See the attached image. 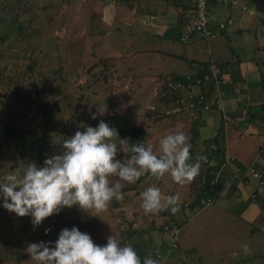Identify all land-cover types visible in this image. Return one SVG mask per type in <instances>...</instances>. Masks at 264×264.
I'll use <instances>...</instances> for the list:
<instances>
[{
	"label": "rangeland",
	"instance_id": "1",
	"mask_svg": "<svg viewBox=\"0 0 264 264\" xmlns=\"http://www.w3.org/2000/svg\"><path fill=\"white\" fill-rule=\"evenodd\" d=\"M99 1L26 0L24 7L28 6L29 15L24 14V17H21L19 22L12 15V8L16 9V7L11 3L1 6L5 2L4 0H0V35L2 36L4 31L10 29L12 31L10 36H14L10 39L11 42L5 44L7 49L3 46L2 50L0 48V51H3L5 56L7 54L11 56L9 59L6 57L2 61L0 60V73H3L4 76V78L0 79V84L2 81H6L5 79H8L5 75H8L10 78L12 77V79L17 78L27 83L26 90L29 92V97L33 98L31 81L34 78L43 83V88L39 83L37 84L38 90L47 93L58 82L59 77H64L67 80L66 84L58 87L56 93H48L46 99H55L56 101L63 102L69 94L74 93L76 95L75 88L84 90L82 92L87 95L88 99L85 107L87 111L95 113L97 119H99L97 116L107 115L119 118L125 117V119L134 118V124L139 129H143V132L146 134L144 144H152L154 151L157 153L159 152V141L169 134V132L184 131L190 140L193 135L189 131L192 132L193 128L190 122H186L188 121L187 116H165L166 106L170 102L168 101V104L164 102L163 104V101L160 100L162 94L157 91L165 84L163 82L158 83L157 81V77H165L164 75L160 76L162 73L173 72L174 69H177L176 71L183 69L186 72L189 71L185 60L178 61L170 59L169 57L166 58L158 53L141 52L142 49H146L147 51L164 50L163 45L157 39H152L154 40L152 41L150 38H145L142 35H139V37L133 36V41L126 35L108 38L100 46L96 43L95 37H87L79 34L75 27L71 26V24L79 25L82 22L81 19L76 20L72 16L75 13V9L80 8L82 13H84L87 4H96ZM6 5L7 7H5ZM84 22L85 20H83ZM181 33L182 29L180 31ZM23 34L26 36H23ZM212 40H217L220 44H226L222 36L211 39L210 41ZM110 41L111 44H108L107 42ZM205 41L198 40L197 44H194V47L198 48L196 54L200 55L197 58L200 62L208 60V57L205 56L207 42ZM258 42L261 43L255 44L256 46L261 47L264 45V40H258ZM162 43L167 49L174 46L186 47L179 45L180 42H178L179 44L173 41L170 42L167 38ZM130 44L133 45L130 46ZM104 49L106 50L105 54L102 51ZM134 50H138V54L134 58L124 57L125 55L128 56ZM257 52V57L259 58V54H261L260 50ZM224 55L226 58H230L228 52L224 51ZM31 56L35 59L36 65L33 67V72L28 75L32 77L29 78L26 76L25 78L22 76V73L26 71L24 69L25 65L29 64L32 60ZM99 60H102L103 64L99 63L94 70L98 75L97 80L100 81L103 79L100 75L108 76L112 74V67L110 66L114 67L116 74H113L110 79L106 77L107 80H110L106 84L100 82L95 84L89 83V87H84L87 84L84 83L85 77L80 74L79 69L84 67L86 69L92 66V64L98 63ZM217 61L219 63L227 62L222 60ZM227 63L230 64L231 62ZM4 66L6 69L5 72L2 69ZM58 68L61 69L59 71L60 74L56 72ZM131 74L135 75V77L126 78V75ZM165 80L162 79V81ZM6 88L7 83L0 89V97H2L0 100H5L4 91ZM191 91L196 94L198 89L192 87ZM244 110L247 113L250 112L247 108ZM252 110L253 114L256 116L259 115V112L255 109ZM31 113L33 114V110ZM200 116L201 119L199 121H203L205 117H203V114H200ZM64 118L57 122L68 128L66 117ZM114 122H116L115 119ZM110 125L117 126L115 123ZM30 128L34 132L39 130L38 125ZM126 129H128V125L123 126V130H117L118 134L121 135L120 137L126 135L124 132ZM137 130H135V133H137ZM21 132L18 131V133ZM250 133L252 137L246 134L244 135L249 143L247 147L252 148L248 156L244 158L246 159L248 157L247 163L252 159L259 147L264 149V132H260L253 125ZM36 136L31 137L27 134L28 140L35 139ZM23 137L25 136L15 137L12 142H8V146L20 149L23 145ZM38 141H41V139H38ZM194 141L196 143L197 138ZM48 142L49 145L53 141L48 139ZM195 143L194 147H192L193 153H195ZM233 144L234 142L229 143L230 146ZM11 154L18 165L21 161L25 162V164L35 162L32 159L33 157H30L31 152L28 149L23 152V157H21L16 152H6V149L3 147L0 150V176L6 173L13 165ZM47 157H50V154ZM127 158H129V155L123 157L125 160ZM25 164H20L19 166L23 168ZM41 165L40 163L38 166ZM189 183L183 185L177 184L169 174H166L159 180L153 176L145 179L138 185L137 189H134L136 188L135 184H126L125 188L129 192L126 191L122 201L113 200L108 210L100 214L99 217L93 216L95 213L92 210L85 209L86 213H88L87 217L75 221L77 222V228L81 232L88 233L96 244L103 245L111 233L119 234V232H126L128 222L134 220L133 225L131 224V228L134 230L133 236L125 240V244L131 243L141 254L143 261V258L147 256L146 254H152V250L148 252V248L146 250L144 249L145 247L143 245L147 242L142 241L138 234L141 237L142 235H148L149 238L153 239V249L158 250L160 258H163L160 260V263H162L165 258V249L170 248L172 241L168 233L163 232L160 228L163 225H168L176 229L175 225L179 224L180 227L176 229L175 248L170 250L171 255L173 254L175 258H178L180 254L182 258H186V261L182 260L183 262L179 264H264L263 235L261 233H256L255 235L257 239L262 240V245H258L255 239V250L260 248L261 251L257 252V256H253V245L249 243L247 232H244L242 229L243 223L246 226L247 221H250L251 225L254 223V220H250L248 217L246 218V210L251 206L250 202L245 201L240 203L237 208L240 211L237 213L238 215L235 214V216L227 217L224 209L217 207L219 203L224 204L222 198L215 197L210 205L201 208L189 194ZM152 186L159 187L164 195H178L180 198L179 212L175 215L171 214V217L165 216L164 213L166 211L159 214H145L141 207L142 200L140 193ZM233 200H236L238 203L239 198H233ZM183 203H187V206ZM260 208L261 215L264 217V204ZM259 221H261L259 226H263V219L259 218ZM23 226L24 224L21 225V227ZM58 226L56 224L52 228H48L54 231L55 234H59L60 229H57ZM32 232H37V230L35 228L29 231L21 230L12 218L7 219V217L0 215V242H3L0 244V264H15V249L10 244L13 242L17 248L16 250L19 251L21 249L20 246H26L31 235H33ZM120 238L123 239L124 237ZM245 246H247V252L245 251ZM238 250L240 253H237ZM244 253H248V255ZM236 254L238 255L237 257ZM21 264L36 263L26 262Z\"/></svg>",
	"mask_w": 264,
	"mask_h": 264
},
{
	"label": "crops",
	"instance_id": "2",
	"mask_svg": "<svg viewBox=\"0 0 264 264\" xmlns=\"http://www.w3.org/2000/svg\"><path fill=\"white\" fill-rule=\"evenodd\" d=\"M86 1L87 0H85V2ZM237 3L235 7L215 2L209 4L207 8L208 28L214 32L209 38L214 39L222 36L226 44H220L217 40L210 41L211 39H206V41H208H205V56L208 57V60L202 61L216 62L218 64L231 62L224 66L223 69L221 68L220 71V77L222 79L221 90L223 92L221 102L223 115L226 120L223 121L220 119V114H217V116H214L212 119L204 118L203 121H199L200 118L198 121H192V123L187 117L188 121L186 122H190L193 128L192 147H194V140L197 138V142L195 143L196 147L194 149L195 153H193L195 156L194 161L200 156L205 157V159L206 157L208 158L214 147L217 148L220 154L219 157L223 159L222 165L216 170V172H219L221 183L220 189L215 194L214 198H222L224 204L219 203L217 207L224 209L227 217H230L240 212L237 210L240 203L245 201L248 203L250 202L251 206L246 210V218L248 217V219L254 220V223L251 225L250 221H247V226L243 223L242 229L244 232H247L249 243L253 245L254 249L252 255L257 256V252L261 250L260 248L255 250L254 246L256 245V240L258 245H262V240L257 239L255 235L256 233H261V230H264V217L261 215L259 203L251 201L250 197L252 194H256L255 191L258 190L260 193L258 195L260 198L264 199V190H259L260 188L257 189L256 183L253 180L245 179L244 174H241V168L247 165L258 164L257 168L260 170L261 166L264 164V159L260 157L261 152H257V150L248 163V157L244 159L250 153V149L252 150L251 147H247L249 143L244 135L246 134L252 137L250 131L253 125L256 126L260 132H264V117L261 118V115H259V120L255 117L254 122H249L247 121L248 113L244 110L246 108L255 109L260 114V106L262 104L264 105V48L255 45L257 43L260 44L261 42H258V40L262 41L264 37L254 39L250 34L252 32L264 34V0H237ZM241 6L246 9L245 13L240 12ZM192 8L193 0H100L96 4H87L84 13H82L80 8H76L72 16H74L76 20L81 19L82 22H80L81 24L79 25L71 24V26L75 27L82 36L95 37L96 43L100 46L103 44L102 42L108 38L126 35L132 40L133 36L139 37V35H142L151 40L157 39L160 44L163 45L164 50L147 51L146 49H142L141 52L158 53L166 58L169 57L170 59L178 61L200 62L197 59L200 55L196 54L198 48L194 47V44L198 42L197 39H192L188 44H179L177 40L181 31V26L186 21L184 15H190L192 11L190 9ZM150 16L153 17L154 26L152 29L144 27L141 23L143 19ZM83 20H85L84 23ZM226 22H230V24H227L222 32L216 34L215 32H217L218 25ZM165 38L170 42L173 41L174 43L186 47L181 48L179 46H174L167 49L162 43ZM111 41L107 43L111 44ZM132 45L133 44H130V46ZM256 50H260L262 54V56L259 54V58L257 57L258 52ZM102 51H104L103 54L106 53L105 49ZM224 51L230 54V58H226ZM136 54H138V50L131 51L128 56L125 55L124 57L134 58ZM217 60L227 62L219 63ZM110 67H112V75L116 74L114 67ZM176 70L177 69H174L173 72L169 71L167 73H162L160 76L164 75L165 77H157L158 83H165L173 76H184L185 78L190 76L191 73L190 69L188 72H186L185 69ZM155 74L158 75L157 72H155ZM133 77H135L133 74L126 75L128 79ZM162 79L166 80L162 81ZM157 91L161 93V89ZM178 94L180 96L184 95L181 91H178ZM179 116L184 117L188 115L182 114ZM214 138L215 145H211L213 147L210 149V144L208 142ZM230 142H234V144L230 146ZM258 149L264 150L261 147ZM225 157L234 159V162L236 161L239 172L238 169H236L237 171L234 169L233 163L232 165H226L224 163ZM202 162L204 161H201L199 175L195 178L198 182L204 179L202 177L204 173ZM214 163V160L209 161L210 165ZM233 173L235 175L237 173V175L233 177ZM199 176L201 177L199 178ZM233 198H239L238 203L236 200H233ZM226 202L227 204H225ZM166 213L167 211L164 214L166 215ZM259 218L263 219V226H259L261 224ZM252 230H254L253 233L251 232ZM138 235L142 241L147 242V246L150 244L154 246L153 239L149 238L148 235H142V237L140 234ZM259 238L262 239L261 237ZM149 250H152L151 247ZM149 250L147 251L149 252ZM167 250L168 248L165 249V258L160 264H179L180 262L186 261L185 257H181V254L178 258H175L174 255H171V252H167ZM237 253H240L239 250ZM244 254L248 255V253ZM237 256L236 254V257Z\"/></svg>",
	"mask_w": 264,
	"mask_h": 264
},
{
	"label": "clouds",
	"instance_id": "3",
	"mask_svg": "<svg viewBox=\"0 0 264 264\" xmlns=\"http://www.w3.org/2000/svg\"><path fill=\"white\" fill-rule=\"evenodd\" d=\"M91 119H96L95 113ZM83 129L64 139L62 151L46 157L41 166L31 162L8 173L0 182V206L18 217H31L34 228L73 206L92 210L99 217L113 200L124 199L126 184H135L146 173L157 180L169 174L183 185L199 175L205 160L200 156L192 161L191 143L184 131L164 136L157 153L152 144L119 139L117 129L104 120ZM122 151L129 158L118 159ZM140 196L145 214L167 211L175 215L180 210L179 196L164 195L159 187H148ZM25 251L36 264H160L151 255L141 261L133 245L122 244L118 234L111 233L105 244L98 245L75 226L63 228L54 243H29Z\"/></svg>",
	"mask_w": 264,
	"mask_h": 264
},
{
	"label": "trees",
	"instance_id": "4",
	"mask_svg": "<svg viewBox=\"0 0 264 264\" xmlns=\"http://www.w3.org/2000/svg\"><path fill=\"white\" fill-rule=\"evenodd\" d=\"M127 1V0H124ZM132 1V0H131ZM4 4L1 6H4L7 3H11L13 6L16 7V9L12 8V15L14 18L18 19L20 22V18L24 17V14L29 15V11L27 7H24V4L26 0H4ZM7 7V5L5 6ZM190 10H193L190 9ZM192 12V11H191ZM183 13V11H182ZM187 15V14H185ZM183 17V15H182ZM30 19H28L29 21ZM31 22V20L29 21ZM20 24V23H19ZM213 32V31H212ZM222 32V31H220ZM12 31L10 29L6 30L3 32V35H0V48L2 50V46L6 48L5 44L7 42H11V38L14 36H10ZM214 33V32H213ZM254 39H258L259 37H264L263 33H255L252 32L250 33ZM23 36H26L23 34ZM261 48H264V45L261 46ZM15 55V54H14ZM9 57L11 58L10 54H7L6 56L3 54V51H0V60H4L5 58ZM35 57V56H34ZM31 61L29 64L25 65L24 69L26 70L25 72L22 73V76L26 78L29 77L31 78L32 76L29 73L33 72V67L36 65L35 59H33V56H31ZM99 63H102V60H99L98 63L92 64V66H89L88 68L85 69L81 68L80 74L85 77L84 83L87 84V86L84 87H89V83H102L106 84L107 81L110 82V78L112 77V74H109L108 76H103L100 75L102 80H97L98 75L94 72L96 66H98ZM187 66L191 70L190 76H187L184 78V76H173L170 78L171 84H176L179 83L180 85H185L186 83H194L196 80H200L202 82V78L206 73V68L209 64H213L216 68L221 71V68L228 65L229 63H224V64H218L216 62H191V61H186ZM103 64V63H102ZM83 67V66H82ZM3 72H5V66L2 68ZM61 69L58 68L56 70L57 73H59ZM54 72V71H53ZM79 72V71H78ZM53 74V73H52ZM60 74V73H59ZM221 74V73H220ZM8 77V79H5L6 81H2L0 84V89L7 83V88L4 91L5 93V100H0V150L3 149V147L6 149V152H16L17 155L23 157V152L25 150H30L31 156L33 157L32 159L35 161L37 165L40 163L43 164L44 157H47L50 154V157L56 154H59L62 151V141L66 138H70L71 136L74 135L76 131H83V126H92L95 127L99 123L100 120H104L105 122L112 124L115 123L117 126H112L115 127L118 131L123 130V126L128 125V129L124 130L126 135L124 137H120L119 139H125L128 138L130 143L137 142V143H144V137L146 136L145 132H143V129H139L134 123V118L133 119H125V117H113L111 115L107 116H97L99 119H91V115L93 113H90L89 111L86 110V104H87V95H85L79 88H75V91L77 92L76 95L69 94L66 99L63 102L56 101L55 99H46V95L48 93H56L58 91V87L65 85L67 80L64 77H59L58 82L52 86V88L49 90L47 93H43L42 91L38 90L37 84L39 83L41 87L43 88V83L40 80H34L31 81V85L33 88H31V92L33 93L34 97L30 98L29 97V92H27V83L22 82L21 80L15 78L12 79L8 75H5ZM79 77V75H78ZM106 77H109L107 80ZM4 78L3 73H0V79ZM77 78V76H75ZM188 78V80H185ZM21 79V78H20ZM193 85V84H192ZM10 86V87H9ZM214 87L213 81L210 80L207 83H204L203 85L200 86L199 91L202 93L203 91H208L212 90ZM161 89V94L162 97L160 98L161 101L165 102L168 104V99L169 98L172 101V97L176 95V92H173L172 89L166 88L165 84L160 87ZM222 89V80H221V85H220V90ZM222 91V90H221ZM193 93V92H192ZM165 94V95H163ZM195 94V93H193ZM2 98V97H0ZM260 114L261 118L264 117V105L262 104L260 106ZM33 110V114L31 113ZM250 112L248 113L247 116V121L249 122H254L255 117L258 118L255 114H253V110L249 109ZM87 111V112H86ZM167 117H170V115H165ZM163 116V117H165ZM66 117L67 120V125L68 128L65 125H62L61 123H58L57 121H61ZM188 117V116H187ZM201 116L191 119L190 117L189 120L193 122L198 121ZM260 118V119H261ZM65 119V118H64ZM114 119L116 122H114ZM259 120V118H258ZM35 123V124H34ZM38 125L39 130L38 131H33L30 127ZM133 125V126H132ZM138 129V130H137ZM137 130V133H135ZM18 131H22L21 133H18ZM31 137H35V139L28 140L27 134ZM190 134H192L191 131H189ZM17 136H25L23 137V145L21 146L20 149H17L15 147H9L8 142H12L15 137ZM27 139V140H26ZM38 139H41V141H38ZM48 139L50 141H53L48 145ZM47 140V141H46ZM189 142L191 143V149H190V154L192 157V161L195 160V156L193 155L192 151V144H193V136L190 138ZM61 143V144H60ZM118 143V142H117ZM210 144L209 148L211 149L215 145V138L210 140L208 142ZM37 144V146H35ZM119 146V145H118ZM36 150V152H35ZM43 151V152H42ZM260 153V157L264 159V150H259L257 149V152ZM5 152V150H4ZM126 153V154H125ZM123 152L119 153L117 158L118 159H123L125 155H130L128 152ZM219 152L217 151V148L214 147V149L211 150L210 155L208 158L202 162V169H203V175L202 177L204 179L200 180L198 182L197 180H193L189 183V194L194 198V201L197 202V204L203 208L202 204L200 201H206L207 199H210L211 202H213L215 194L218 192L220 189V181L219 179V172H216L218 168L222 165L223 159L219 157ZM12 160H13V165L9 168V170L2 174L0 176V182H3L5 176L10 173L15 171L17 168H21L19 165L20 164H25V162H20L18 165L17 162L15 161V158L13 155H10ZM215 161L213 165L209 164V161ZM233 167L234 169H238L239 172V167L236 166V161L234 162V159H232ZM264 163V162H263ZM258 164H252V165H247L243 166L241 174H244V178L248 180H253L256 183L257 189L261 190L264 188V164L261 166V169L259 170L257 168ZM232 167V168H233ZM259 170V171H258ZM237 171V170H236ZM249 171H252L253 173L257 174L258 177L253 178V176L249 173ZM237 175V173H236ZM233 173V177L236 176ZM152 175L150 173H146L145 175L141 176L139 180L135 183L134 189H137L138 185L141 184L145 179L151 177ZM201 176H199L200 178ZM247 182V181H246ZM245 182V183H246ZM249 182V181H248ZM128 191V189L124 188L123 192L124 194ZM129 192V191H128ZM256 194H252L250 197L251 201L253 202H258L259 206L264 204V199L260 198L258 194L259 191H255ZM2 196H0V205H2ZM261 202H263L261 204ZM185 206H187V203H183ZM209 204V205H210ZM86 210L85 209H79L77 206H73L71 208H63L59 214H55L51 217L46 218L41 225L36 226L35 229L37 232H32L33 235H31L29 241L26 243V246L21 247L19 251H17L16 246L12 242L10 245L14 247V262L15 264H21V263H26V262H33L36 263L35 261L31 260V258L27 255L25 249L27 248L29 243H36L40 241L44 242H55V240L58 238V234H55L54 231H51L50 228L48 227H53V225H59L57 229H60V231L63 228H69L71 229L72 227H77V222L81 218L87 217ZM0 215H3L4 217L12 218L16 225L20 227L21 230L24 231H29L32 230L34 227L31 223V217L25 216V217H18L15 215V213H11L4 209L2 206H0ZM183 215V213H182ZM165 216L171 217V213L167 212ZM134 220H131L128 222V228L126 232H119L118 236L124 237L123 239L120 238L122 244H125V240L130 239L133 236L134 230L131 228V224L133 225ZM12 224V223H11ZM21 227V225H23ZM14 225V224H12ZM163 227H169L168 225H163L160 230L163 231ZM176 229L180 227L179 224L175 225ZM45 229H50L47 234H45ZM252 233L254 230L251 231ZM262 235H264V230L260 231ZM3 242H0V244ZM151 245V244H150ZM150 245H146V243L143 245L145 250L151 247ZM19 247V246H18ZM138 253V255L141 258L142 261V256L138 252L137 249H135ZM170 252V251H169ZM7 256V254H5ZM147 256L151 254H146ZM162 258H159L161 260Z\"/></svg>",
	"mask_w": 264,
	"mask_h": 264
},
{
	"label": "built area",
	"instance_id": "5",
	"mask_svg": "<svg viewBox=\"0 0 264 264\" xmlns=\"http://www.w3.org/2000/svg\"><path fill=\"white\" fill-rule=\"evenodd\" d=\"M222 3L227 4L230 7L237 6V0H193V10L190 15H184L186 21L181 26L182 33L179 35V42L181 44H188L191 42L192 39L197 40H206L211 37L214 33L209 30L208 28V17H207V8L210 3ZM240 12L245 13L246 9L241 6ZM142 25L146 28L152 29L153 28V17H146L142 20ZM230 24V22L220 23L218 25L216 34H219L220 31L225 29V26ZM185 80H188L186 78ZM212 80L214 87L212 90L203 91L202 93L199 91V88L204 83ZM221 77L220 71L216 68L213 64H209L206 68V73L202 78V82L200 80L194 81V83H186L184 86L180 85L179 83L171 84L170 81L165 82V86L168 89H172L173 92H176L173 97L172 101L170 99V104L166 106V111L164 112L165 115H188L191 119H195L203 114V117L212 119L217 114H220V119L223 121L226 120L225 116L223 115L222 109V102L221 97L223 92L220 90L221 85ZM193 84V85H192ZM192 87H196L198 89L196 94H193L191 91ZM178 91L184 93L183 96L178 94ZM224 163L232 165V158L225 157ZM259 171V170H258ZM249 173L253 176V178L258 177L257 174L249 171ZM211 200L207 199L206 201H200L203 208L210 204ZM163 232H167L169 235L170 240L172 241V245L167 250L175 248L174 242L176 241V229L175 228H168L163 227ZM153 258L159 259L160 255L158 250L153 249L151 245Z\"/></svg>",
	"mask_w": 264,
	"mask_h": 264
}]
</instances>
